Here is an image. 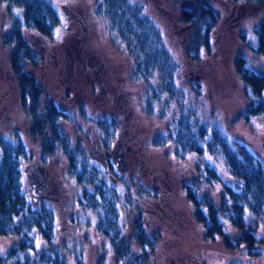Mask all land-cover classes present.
Returning <instances> with one entry per match:
<instances>
[{"label": "rangeland", "instance_id": "1", "mask_svg": "<svg viewBox=\"0 0 264 264\" xmlns=\"http://www.w3.org/2000/svg\"><path fill=\"white\" fill-rule=\"evenodd\" d=\"M49 3L59 12L60 21L50 34L44 35L46 38L37 31L31 34L26 31L25 36L32 42L30 45L38 54L39 61L37 66L26 65L43 81L47 101L67 111L66 114L60 113L62 119L58 122L72 142L69 154L77 147L81 148L84 161L93 167L99 164L89 156L93 138L98 139L97 146L103 151H111L119 131L136 133L134 140L138 150L133 169L140 175L149 167L151 172L145 175L156 177L157 184L165 188V193L159 202L144 193L137 199L136 188L110 180L113 187L117 186V206L126 234L133 233L135 219L142 212L147 233L155 229L163 232L150 261L180 264L177 252L190 254L200 249L202 252L198 255L206 257L207 264H226L228 257L218 259L220 255L223 257L222 251L218 254L220 243H201L204 232L193 217L192 202L186 198L183 188L187 182L199 181L205 157L212 163L215 158L208 154L201 158L196 148L189 147L188 155L182 159L181 155L175 154L178 151L177 139L172 142L168 138L177 120L187 114L191 129L201 142L213 139L215 131H221L232 140L247 143L264 161V115L244 117L249 100L245 94L246 85L234 66V59L242 54L248 57L252 68L264 72V56L255 51L256 30L264 20V5L252 4L255 7H249L250 3L245 0H130V4L114 9L118 15L113 10V16L110 11H104L106 16L99 10V0H49ZM206 3L219 14L217 23L209 29L212 34L208 44L197 39L199 33L203 34L199 29L206 25L198 6ZM141 4L144 13L152 18L140 25L136 5ZM187 4L190 18L185 19L184 7ZM66 10L79 14L81 19L75 23L65 22ZM21 15L19 7L0 2V140L24 141L32 157L26 158L31 163L26 165L25 173L26 168L35 163L46 174L45 193L36 207L50 206L55 212L53 246L56 251L69 264H123L109 238L97 227L98 209L82 202L86 200L84 186L74 177L76 169L68 165L67 156L58 144L54 153L47 151L43 137L31 131V121L19 106V91L9 66L12 49L3 44L2 37L12 31L13 16ZM83 24L85 30L83 27L79 29L78 26ZM74 30L82 37L83 48L80 57H72L73 65L68 71L65 65L68 58L60 56L62 59L59 57L57 64L50 56L53 53V57L59 56L55 49H59L63 41L69 43L71 37L68 33ZM84 33L89 39L83 38ZM197 40L199 46H193ZM94 51L105 60V68L109 66L110 69L93 74L88 56ZM139 58H142L140 66L147 77L144 73H136L140 67L137 65ZM91 62L96 67L93 59ZM63 93L66 98H80L77 114L71 102L67 109L61 102L52 100L54 95ZM117 110L121 123L118 122ZM128 112L132 115L130 119ZM109 116L114 125L109 126ZM73 122L77 123V128ZM124 122L131 123V126ZM203 124L210 129L207 134L201 132ZM72 132L77 136L75 140ZM46 133L48 138L53 136L51 128ZM84 134L86 142L81 139ZM41 158L47 161L42 162ZM217 166L222 183L236 182L223 163ZM99 173L103 179L108 178L105 173ZM83 177V180L87 179ZM135 179L132 182L138 183ZM222 183L204 185L199 181L201 190L217 203ZM25 187L28 195L27 177ZM21 240L22 237L17 235H0V253L8 256L10 248ZM40 240L38 238L36 242ZM185 260L183 264H192L191 259ZM249 262L264 264V255L249 259Z\"/></svg>", "mask_w": 264, "mask_h": 264}, {"label": "trees", "instance_id": "2", "mask_svg": "<svg viewBox=\"0 0 264 264\" xmlns=\"http://www.w3.org/2000/svg\"><path fill=\"white\" fill-rule=\"evenodd\" d=\"M99 1V8L101 7L99 10L104 14V11H110L112 16L115 8L121 9V6L130 4V0ZM245 1L250 4L264 5V0ZM0 2L19 7L22 11L20 17L13 16L15 18L12 22V31L2 37V42L12 49L9 66L14 75L13 78L16 79L19 106L31 121V131L43 137L44 146L50 153H54L59 143L58 145L67 156L65 159L68 160V165L76 169V175H74L76 181L84 186L86 200L82 202L98 209L97 227L109 238L118 260L123 264H158L155 259L150 260L163 238L162 230L155 229L147 233L142 212H140L141 215L135 219L133 233L126 234V226L121 222L117 206L119 196L116 194L117 186L113 187L110 181L103 179L99 173L102 172L99 165L90 167L84 161L86 159L82 156L84 153L81 148L77 147L76 150H72V154H69L72 142L68 136L62 134L64 129L58 122L60 118L57 116L59 111L56 106L47 101L43 81H40L39 77L26 65L27 63L39 65L38 54L32 49L29 38L25 36L26 31L30 34L33 31L44 35L50 34L55 24L60 21L59 12L49 3V0H0ZM188 5L184 7L185 19L190 18ZM136 7L139 14H137L139 17L137 22L141 25L150 17L144 13L142 4ZM198 9L202 11L201 17L204 18L203 23L206 25L199 29L203 34L199 33L197 39L208 44L212 34L209 29L217 23L219 14L208 3L199 5ZM114 14L118 15L115 10ZM110 19L114 21L113 18ZM256 32L258 40L255 51L264 56V20ZM198 40L195 44L193 43V46H199ZM141 59H137L138 66L142 64ZM234 66L246 85L245 94L249 100L248 107L243 113L244 117L264 115V72L252 68L248 57L242 54L234 59ZM140 67L136 69V73H144L147 77V73L142 66ZM174 86L175 84L172 83V87ZM190 121L186 114L177 120L175 128L173 127L170 132L172 135L168 140L174 142L176 138L178 141V151L175 154L181 155L184 159L190 147L196 148L201 158L207 154L215 158L213 163L206 157L203 159L204 167L199 172V181L204 185L219 181L222 183L218 163L220 165L223 163L236 180L235 183H222L218 203L212 201L208 193L201 190L199 181L184 184L186 198L192 202L193 217L204 232L201 243L203 245L220 243L218 254L220 255L222 251L223 257L220 255L218 259L228 257L226 264H252L249 259L264 255V161L247 143L232 140L221 131H215L213 139L205 143L201 142L199 136H196L195 131L191 129ZM108 122L109 126L114 125L113 120ZM48 128H51L54 134L51 138H48L46 133ZM201 130L207 134L210 129L207 124H203ZM0 145V235L22 237L17 245L10 248L8 256L0 253V264H69L53 246L56 236L53 208L45 206L39 209L31 203L30 196L27 195L25 167L31 161H27L26 158H32L28 146L24 141L16 142L6 138L0 140ZM41 160L47 161L45 158ZM83 176L87 179L83 180ZM38 238L41 240L37 243ZM200 252H202L200 249L199 252L190 254L177 252L178 262L183 264L186 262L185 259L189 258L192 264H207L206 257L198 255Z\"/></svg>", "mask_w": 264, "mask_h": 264}, {"label": "flooded vegetation", "instance_id": "3", "mask_svg": "<svg viewBox=\"0 0 264 264\" xmlns=\"http://www.w3.org/2000/svg\"><path fill=\"white\" fill-rule=\"evenodd\" d=\"M249 7H255V6L250 4ZM66 14H67V16L65 18V22H67V23L68 22L75 23L77 20L81 19V16L79 14L73 12V11L66 10ZM148 17H150V16L148 15ZM150 18H152V17H150ZM63 21H64V19H63ZM153 23L155 24L156 22L153 20ZM84 25L85 24L78 26L79 29H81L83 27V29L85 30L86 26H84ZM67 27H68V24H66V28ZM160 31H161V28H160ZM77 33H78V31H76V30H74L71 33H68V34H70L71 41L69 43H66V41H63L62 44H59V49H55V51L57 50V54H59V56H56L57 58L53 57L54 53L50 56L51 59H53L54 61H57L56 62L57 64L60 61V59H58L60 56L64 55L66 58H68V63H65L68 71H69L70 66L73 65L72 64V57L73 56L75 58L80 57L81 56L80 51H81V48H83V41H82L83 39L80 35L78 36ZM161 33H162V35H164L163 31H161ZM41 35L44 36V34H41ZM44 37L46 38V36H44ZM83 38L89 39V38H86L85 33L83 35ZM30 43L32 44V42H30ZM62 47H63V52H62ZM69 50H70V52H69ZM88 57L93 59L96 63V67H94L92 65L91 59L89 58L90 60L88 61V64L92 67L91 69L93 71V74L101 72L102 70L107 71L108 69H110L109 66H108V68H105L106 62L104 59L101 58L99 53L94 51V53ZM71 70H73V69H71ZM54 72H56V71L54 70ZM57 74H59V71H57ZM61 75H63V74L61 73ZM82 77H80L79 80H81ZM99 89H100V87H99ZM114 90H115V87L113 88V91ZM66 91H68V89ZM69 91L71 92V88L69 89ZM100 91H101V89H100ZM48 94L51 95V93H48ZM81 97H83V96H81ZM46 99H47V95H46ZM52 100L61 102L60 104H64L65 108H67V109L70 106L69 102H71L72 107L73 108L76 107V110L74 112L77 114V107L79 106L78 101L80 100L79 97L75 98L74 96H69V98H66V95L63 93L60 95H54V98ZM66 100H69V101L65 102ZM112 103L116 104L114 101H112ZM50 104L57 107V109L59 111V113H58L59 115H57V116L60 119H62L61 118L62 116H60V113H63V114L67 113L66 110L59 108V106L56 105L55 103L50 102ZM115 106H118V105L116 104ZM116 112H117L118 118H119L118 122L121 123V115L118 113V110ZM128 113H129L128 118L130 119L132 117V115H131V112H128ZM108 120H111L110 116L108 117ZM124 123H126V122H124ZM126 124H128V126H131V123H126ZM73 125L77 128L76 122H73ZM72 133H73V137L75 136V138H74V140H75L77 138V136H76L75 132H72ZM62 134H63V136H65V134H67V133L64 131ZM59 135H61V133ZM135 135H136V133H128V132L122 133V131H119L116 135V138H117L116 143H114L115 145H114V147H112L111 151H108L107 149H104V148H103L104 149V151H103L101 148H99L97 146V140L98 139L93 138L92 147L89 150V156L91 157V159L96 160V162L99 163V164L98 163L97 164L102 168V169L100 168L101 171L106 174L105 177H108L107 180H109V181L114 180L115 182H117V184L122 183L126 187L136 188L135 191H136V198L137 199L140 198V195H143V193H144L145 195H149V196L151 195V197L154 198L155 201L159 202V199L163 198V193H165V188L163 186L161 187L159 184H157L156 177H154L153 175H150V177H147L145 175V174L149 173V171L151 172L149 167L146 168L147 170L145 171L144 174H140V175L137 173L138 171H135L133 169V163L136 164V160H137L136 155H137V150H138V147H136V141L134 140ZM93 136L94 135H92V137ZM81 139H83L84 142L88 141L87 136L85 134L82 135ZM135 157H136V160H135ZM39 170L42 171L40 166H39ZM43 175H44V186H45V184L47 182L46 181L47 176L44 172H43ZM135 176L139 179L138 180L135 179L134 178ZM134 179L138 183H136V182L133 183L132 180H134ZM163 214H165V213L163 212Z\"/></svg>", "mask_w": 264, "mask_h": 264}, {"label": "water", "instance_id": "4", "mask_svg": "<svg viewBox=\"0 0 264 264\" xmlns=\"http://www.w3.org/2000/svg\"><path fill=\"white\" fill-rule=\"evenodd\" d=\"M26 177L29 186L30 200L35 206L39 203L40 198L43 197L45 193L44 175L43 172L39 170V166L32 163L28 168H26Z\"/></svg>", "mask_w": 264, "mask_h": 264}]
</instances>
